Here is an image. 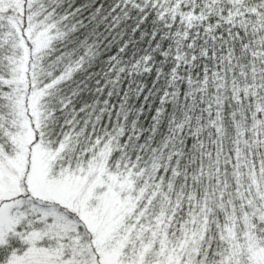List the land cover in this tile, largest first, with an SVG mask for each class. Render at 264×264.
<instances>
[{
  "label": "snow or ice",
  "instance_id": "snow-or-ice-1",
  "mask_svg": "<svg viewBox=\"0 0 264 264\" xmlns=\"http://www.w3.org/2000/svg\"><path fill=\"white\" fill-rule=\"evenodd\" d=\"M0 264H264V0H0Z\"/></svg>",
  "mask_w": 264,
  "mask_h": 264
}]
</instances>
